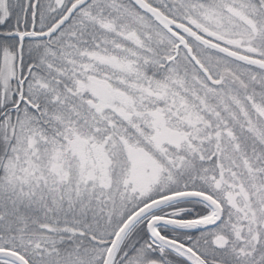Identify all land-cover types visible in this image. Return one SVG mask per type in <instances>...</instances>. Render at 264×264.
Masks as SVG:
<instances>
[{
  "label": "snow or ice",
  "instance_id": "6c2138e0",
  "mask_svg": "<svg viewBox=\"0 0 264 264\" xmlns=\"http://www.w3.org/2000/svg\"><path fill=\"white\" fill-rule=\"evenodd\" d=\"M0 264H264V0H0Z\"/></svg>",
  "mask_w": 264,
  "mask_h": 264
}]
</instances>
